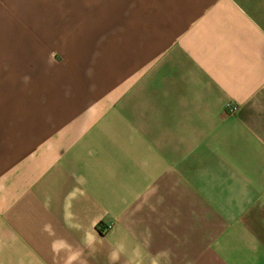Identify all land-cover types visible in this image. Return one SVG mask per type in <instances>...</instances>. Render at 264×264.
I'll return each mask as SVG.
<instances>
[{"label": "crops", "instance_id": "0c3cea01", "mask_svg": "<svg viewBox=\"0 0 264 264\" xmlns=\"http://www.w3.org/2000/svg\"><path fill=\"white\" fill-rule=\"evenodd\" d=\"M78 35L0 70V264H264V0H82Z\"/></svg>", "mask_w": 264, "mask_h": 264}, {"label": "rangeland", "instance_id": "374dc122", "mask_svg": "<svg viewBox=\"0 0 264 264\" xmlns=\"http://www.w3.org/2000/svg\"><path fill=\"white\" fill-rule=\"evenodd\" d=\"M80 29L82 0H0V47L8 60L0 70L6 75L30 73L29 66L10 64L35 57L36 44L77 41ZM53 54L60 59L63 51Z\"/></svg>", "mask_w": 264, "mask_h": 264}, {"label": "clouds", "instance_id": "9594fccd", "mask_svg": "<svg viewBox=\"0 0 264 264\" xmlns=\"http://www.w3.org/2000/svg\"><path fill=\"white\" fill-rule=\"evenodd\" d=\"M27 79V78H26ZM98 235V234H97ZM86 246L93 248L95 245V239L88 236L85 237ZM125 252V244L117 243L113 250L108 253V264H119L121 254ZM134 260H130L129 264H143L144 261V249L141 244H137L133 249ZM172 253L170 249H161L156 253L150 254L149 264H171Z\"/></svg>", "mask_w": 264, "mask_h": 264}, {"label": "built area", "instance_id": "2783aa9c", "mask_svg": "<svg viewBox=\"0 0 264 264\" xmlns=\"http://www.w3.org/2000/svg\"><path fill=\"white\" fill-rule=\"evenodd\" d=\"M228 109L230 112H234L236 110V107L231 104H228Z\"/></svg>", "mask_w": 264, "mask_h": 264}]
</instances>
